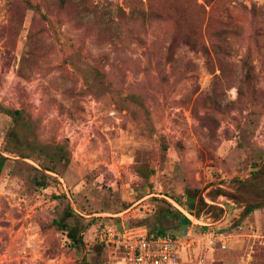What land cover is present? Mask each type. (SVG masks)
Listing matches in <instances>:
<instances>
[{"label": "rangeland", "instance_id": "1", "mask_svg": "<svg viewBox=\"0 0 264 264\" xmlns=\"http://www.w3.org/2000/svg\"><path fill=\"white\" fill-rule=\"evenodd\" d=\"M0 153V264H116L111 222L264 264V0H0Z\"/></svg>", "mask_w": 264, "mask_h": 264}, {"label": "built area", "instance_id": "2", "mask_svg": "<svg viewBox=\"0 0 264 264\" xmlns=\"http://www.w3.org/2000/svg\"><path fill=\"white\" fill-rule=\"evenodd\" d=\"M193 225L200 224L202 217L190 215ZM98 242L115 248L116 264H182V255H192L195 239L191 235L152 233L146 225H118L106 223L100 227ZM220 239L227 246L225 235Z\"/></svg>", "mask_w": 264, "mask_h": 264}, {"label": "trees", "instance_id": "3", "mask_svg": "<svg viewBox=\"0 0 264 264\" xmlns=\"http://www.w3.org/2000/svg\"><path fill=\"white\" fill-rule=\"evenodd\" d=\"M29 4L31 3L29 2ZM35 8L40 10L37 6H35ZM244 64L246 66V77L250 80L253 78V68L248 58L245 60ZM106 77H107L106 73L101 72V79L103 80V82L108 83L109 81ZM1 110L11 118L12 123H13L12 134L7 142V148H8L7 150L12 153L18 152L15 150H19L23 146L18 143L20 132L34 128L35 120L32 119L31 115L24 108H13V107L2 106ZM52 146L55 149V153L50 155L53 162H56V164L63 163V162H65V164H68L71 162L72 156H71V151L69 149V144L67 140H65V142L57 143L56 145H52ZM16 147L18 149H15ZM6 161H7V157L4 156L2 153H0V174L3 171ZM44 168L45 170H51L53 172H56L55 170L57 169L56 166H49V165H44ZM44 175L48 176L47 173H44ZM54 224H56L59 228L68 231L69 237L72 239L75 245L84 243L83 237L81 236V232L79 231L77 227L69 228V226L63 223V221H54ZM127 226H130V225H127ZM150 232L151 234L152 233H169V232L164 231L161 228H159L156 231L150 230Z\"/></svg>", "mask_w": 264, "mask_h": 264}]
</instances>
